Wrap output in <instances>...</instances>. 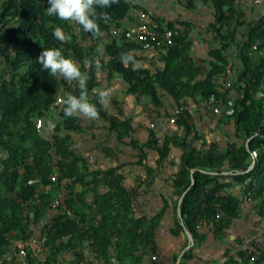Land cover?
I'll return each instance as SVG.
<instances>
[{
    "label": "trees",
    "instance_id": "obj_1",
    "mask_svg": "<svg viewBox=\"0 0 264 264\" xmlns=\"http://www.w3.org/2000/svg\"><path fill=\"white\" fill-rule=\"evenodd\" d=\"M237 1L206 0L214 11L209 31L221 48L208 55L205 66L192 56L195 26L182 19L172 23L151 16L153 29L161 33L182 27L174 35V44L162 49L115 37L104 50L91 46V39L125 21L136 0H109L107 7L95 6L98 33L84 32L79 24L48 15V0H0V256L12 255L37 237L39 242L28 248L27 258L17 261L13 256L12 264H157L151 256L160 258L158 235L170 211L169 202L165 200V206L152 215L134 213L133 204L147 194L145 188H132L123 166L97 168L77 150L74 135L84 130L82 115H65V104L59 112L51 111L59 92L65 100L67 94L79 96L81 91L76 81L52 76L38 63L44 49L60 48L87 75L89 102L115 141L137 151L136 166L145 170L147 178L155 182L158 172L176 168L170 178L177 202L171 234L188 237L183 251L191 245L189 236L194 247L182 251L174 264L194 261L196 248L210 234L225 240L247 212L241 206L243 195L252 198L250 207L259 219L254 229L263 237L253 242L252 251L237 257L228 252L225 264H264V21L249 26L245 36L236 31L225 36L223 31L244 18L237 12ZM57 27L70 39H55ZM80 31L85 42L79 39ZM240 40H246L243 47ZM233 45L240 50L244 68L232 87L239 99L228 116L235 122V140L226 149L214 143L200 147L197 144L204 137L191 123L188 105L226 103L233 89L225 90L219 80L227 78L230 65L225 53ZM151 50L158 55L157 68L146 66L138 56ZM125 54L132 55L128 63L121 60ZM254 54L259 57L255 59ZM200 75L203 78L198 81ZM116 78L127 96L145 99L154 109L165 108V102L185 107L176 124L181 134L160 140L149 129L148 141L141 143L135 120L122 112L113 114L93 92L108 91L104 83ZM49 115L59 120L52 133L46 127ZM42 118L45 127L38 130L36 121ZM253 151L260 155L255 165ZM175 152L180 154L178 166ZM152 155L155 166L148 160ZM55 211L60 214L52 221ZM50 222L53 225L48 227ZM243 245L245 240L240 242Z\"/></svg>",
    "mask_w": 264,
    "mask_h": 264
},
{
    "label": "crops",
    "instance_id": "obj_2",
    "mask_svg": "<svg viewBox=\"0 0 264 264\" xmlns=\"http://www.w3.org/2000/svg\"><path fill=\"white\" fill-rule=\"evenodd\" d=\"M191 1L193 7L190 6ZM135 7L137 9V14L138 12H144L150 16L156 17L157 19L165 22L175 23L178 19L191 22L195 26L193 33L194 48L192 56L199 65H205L204 61L208 60V55L212 51L221 48V42L217 40L215 34H212L209 31L211 24L214 22V11L212 9V4L207 3L206 0H136ZM177 10L179 11L177 12ZM237 12L240 13L244 18L242 22H233L229 28L223 31V34L225 36H228L229 33L235 31L240 32V34L245 36V33L249 26H255L260 22L264 21V0H238ZM245 41L246 40H240L239 46L243 47ZM138 56L143 59V62L146 66L154 65V68H157L158 55L154 51L151 50L140 52L138 53ZM258 57L259 54H254L255 59H257ZM225 58L230 65L229 73L227 74V78L225 80H219V84L221 86H224L225 90H227L233 89L232 87H234L237 78L243 75L244 68L240 62V50L238 46H231L225 53ZM124 92L126 94V88ZM238 99L239 93L236 89H233L228 95L226 103L219 104L222 108V114L220 117L206 113L204 108L200 105H195L193 103H190L188 105V110L190 111L192 116L191 123L197 128V130L200 132V135L204 137V140L197 144L198 146L201 147V145H210L214 143L220 145L222 149H226L227 143H231L235 140V122L233 119L228 118V116L233 114V107ZM133 100L137 102V104L143 101L151 105L148 101H145V99H141L140 101H138L137 99ZM168 104L169 118L171 119L173 116V112L176 110L177 107L174 105L172 106L169 102ZM143 109H147V107L143 106ZM120 112L122 111H119L118 114H120ZM82 117L84 130L79 134L84 135L83 137H86L84 138V141L87 142L89 138L86 133L87 130H90L88 125L91 126L92 124L96 123L95 120H97L98 122L101 119L98 117L95 120L88 121L86 117ZM101 124L102 126H106L104 122H102V120ZM170 126L177 128L176 125L171 124ZM179 134H181V131H179L177 128L176 134L171 135ZM137 139L141 143L143 142L140 140L139 137H137ZM148 139L149 137L146 141H144V143H146ZM127 159L124 162H126V164H128V162L132 164V161H127ZM89 162L92 163L91 161ZM123 174L127 175L128 173L124 171ZM157 180L158 177L155 182L152 180L153 184L151 185L150 189H147L148 185L146 186V188L144 187L147 191V194H145L143 198L144 202L147 203L148 206H151V202L153 203L156 200V197H158L159 195L164 196L162 199L163 204L161 208L165 206V200L169 202L170 211L165 217V225L159 232L158 240H165V243L172 245V247L168 250H165L159 245L160 262H158L157 264H174L176 257L183 251V248L187 243L188 237L182 236L180 238H176L172 236L171 230L174 226L175 217V212H173L172 209L175 208L177 203L174 197L173 185L171 182H169V184L171 185L168 186L166 194H170L166 195L163 190L160 189V185L156 186ZM152 181L150 182L152 183ZM128 183L129 185L131 184L130 181H128ZM235 190L234 192L239 194V191L237 189ZM171 219L172 225H170V228H168L167 231H164L165 227L167 226L168 220ZM257 220H259L257 218V214L253 211L252 207L249 206L247 208V212L244 214L242 219L235 222L232 231L228 234V237L225 240H217L214 234H210L208 236L209 240L205 244H203V246L196 248V258L194 259V261L189 262L188 264H225L227 261L226 258L228 252L231 253L233 257H237L239 253H245L248 251V249L252 251L253 242L262 240L263 237V233H260L259 231L255 232L254 227L256 223L258 224ZM171 239H175L176 243H173ZM242 240H245V246L243 245L241 247L240 242ZM190 246L187 248L186 251L194 247V245L192 247ZM186 251H183L182 254H184Z\"/></svg>",
    "mask_w": 264,
    "mask_h": 264
},
{
    "label": "rangeland",
    "instance_id": "obj_3",
    "mask_svg": "<svg viewBox=\"0 0 264 264\" xmlns=\"http://www.w3.org/2000/svg\"><path fill=\"white\" fill-rule=\"evenodd\" d=\"M178 11L179 10H177V12ZM104 87L108 90L107 92L109 93L106 97L105 103L107 109H109L115 115H117L119 111H122L128 117L134 118L136 131L138 133L137 137H139L140 140L143 141L142 143H144V141H146L149 137V129L154 130L160 140H163L166 135L176 134L177 128L170 126L171 119L169 118L168 102H165V108H163L162 110L154 109L153 106L143 101L137 104V102L133 100L136 98L127 96L125 94V86L119 78L115 79L111 83L105 82ZM143 106H146L147 109H143ZM87 119L88 121L95 120L90 118ZM95 121V124H92L91 126L88 125L90 130H87V133L85 132L89 138L87 142L84 141V138H86L83 137L84 135L79 133L74 135L77 150L82 153L89 161H91L93 166L97 168L108 169L118 165L123 166L122 171L123 173L124 171L128 173L127 175H125L128 178V181L131 182L130 185L132 188H146L147 184H150V181H152V179L149 180L147 178V174L144 169L136 166V164L140 161V155L137 153V151L132 147L119 145L109 134L107 127L102 126L101 120L98 122L97 120ZM58 123L59 120L56 115H49L47 118L46 127L52 133ZM152 125H155V128H152ZM173 156L176 166H178L180 154L175 152ZM126 159L127 161H132V164H130L129 162L128 164H126V162H124L126 161ZM148 160L149 163L151 162V164L155 166V156H150ZM175 172L176 168L172 169L171 167H168L167 170L157 173L158 180L156 186L160 185V189H162L165 194L167 193L168 186L171 185L169 184V182H171L170 178ZM161 196L159 195L158 197H156V200L153 203L151 202V206H148L147 203L144 202V198H142L140 203L145 208V211L143 213L148 215L157 213V211L162 207L163 204L162 199L164 196ZM172 211L175 212L174 209H172ZM171 222L172 219L168 220L167 226L165 227L164 231H167L168 228H170V225H172ZM256 231L257 230H255V232ZM171 241L173 243H176L175 239H171ZM158 245L163 247L165 250H168L172 247V245L166 244L165 240H158Z\"/></svg>",
    "mask_w": 264,
    "mask_h": 264
},
{
    "label": "clouds",
    "instance_id": "obj_4",
    "mask_svg": "<svg viewBox=\"0 0 264 264\" xmlns=\"http://www.w3.org/2000/svg\"><path fill=\"white\" fill-rule=\"evenodd\" d=\"M50 5L47 8V14L55 16L59 20L76 23L83 27L84 32L98 33L99 27L95 21V6L107 7L109 0H48ZM53 36L60 42H64L70 37L66 36L65 32L57 27L54 30ZM124 63L132 60L131 54H125L121 57ZM38 63L42 70H47L52 76H57L65 80L76 81L80 91L79 96L67 94L64 104L65 115L84 116L90 119H97L99 112L96 106L89 102L87 93L86 74L82 73L76 62L70 58H66L62 54L60 48L44 49L38 57ZM100 97L102 104L106 103L107 91L93 89Z\"/></svg>",
    "mask_w": 264,
    "mask_h": 264
},
{
    "label": "built area",
    "instance_id": "obj_5",
    "mask_svg": "<svg viewBox=\"0 0 264 264\" xmlns=\"http://www.w3.org/2000/svg\"><path fill=\"white\" fill-rule=\"evenodd\" d=\"M152 18L150 15L144 12H138L136 7L129 13V16L123 21L119 26L112 27L111 30L108 32L102 33L100 36L95 37L94 39H91V46L94 48L104 50L107 46H110L112 43V37H115L118 39V41L122 42L124 40L128 41L129 43H137V44H143V43H153L157 46L158 49H162L166 46V44L173 45L174 44V35L178 34L180 30H182V27L180 25H176V31L168 30L165 33H161L159 31H156L152 27ZM79 39L81 42L86 41L85 33L80 31L79 32ZM261 45V42L259 41L254 46V52H257L259 50V46ZM77 63V61H74ZM78 64V63H77ZM89 69L90 66H87ZM203 78V75H200L198 77V81H201ZM63 79V78H60ZM65 80V79H64ZM69 80H65V82H68ZM64 104V94L63 92H59L58 97L54 105L51 107V111L53 112H59L63 108ZM206 113L215 115L220 117L221 116V106L217 103H214L212 101H206L203 106ZM185 112V107L176 108V110L173 112V116L171 118L170 123L172 125H176L178 121L179 115H183ZM37 123V129L43 130L45 127V118L38 119L36 121ZM152 128H155V125H152ZM50 141H52V137H49ZM252 160L254 162V165L256 164L257 160L259 159L260 155L258 151H253L252 154ZM252 198L249 196H242L241 200V206L243 209L248 208L252 205ZM60 207L59 203H56L55 207ZM145 211L144 206L139 202L135 201L133 204V212L137 215L144 214ZM59 211H55L52 214V221L56 217V215H59ZM44 223V222H43ZM44 226L47 224L44 223ZM53 222H50L49 226H52ZM39 240L37 237L31 239L30 243H27L26 245H22L19 251H14L13 254L4 257L0 256V264H12L13 256L17 257V261L24 260L28 256V248L31 247L32 244H38ZM248 256H252V252L248 253ZM152 262L158 263L160 262V258L157 256H151ZM242 264V263H238Z\"/></svg>",
    "mask_w": 264,
    "mask_h": 264
},
{
    "label": "water",
    "instance_id": "obj_6",
    "mask_svg": "<svg viewBox=\"0 0 264 264\" xmlns=\"http://www.w3.org/2000/svg\"><path fill=\"white\" fill-rule=\"evenodd\" d=\"M193 185H194V181H193ZM185 195H186V194H185ZM185 195H184V196H185ZM183 200H184V197H183V198L181 199V201H180V206L182 205ZM179 215H180V217L182 218L181 208L179 209ZM189 238H190L191 243H192V245H191L190 247H192V246L194 245V240H193V237H191V236H189ZM178 264H180V262H179Z\"/></svg>",
    "mask_w": 264,
    "mask_h": 264
}]
</instances>
